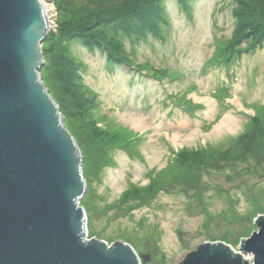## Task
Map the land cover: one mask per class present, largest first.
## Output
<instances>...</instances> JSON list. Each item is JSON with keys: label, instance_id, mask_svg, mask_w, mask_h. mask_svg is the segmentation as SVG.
I'll return each instance as SVG.
<instances>
[{"label": "rangeland", "instance_id": "obj_1", "mask_svg": "<svg viewBox=\"0 0 264 264\" xmlns=\"http://www.w3.org/2000/svg\"><path fill=\"white\" fill-rule=\"evenodd\" d=\"M45 1L54 25L40 76L82 155L80 204L90 240L125 242L149 254L147 264H181L206 242L240 251L264 216V150L196 174L173 165L182 149L228 148L264 109V37L240 34L249 24H242L237 1L191 0L186 11L180 0H164L158 34L145 29L137 36L128 22L102 27L117 36L130 63L115 62L105 46L63 37L64 13L86 0ZM64 42L79 64L77 86L68 78L73 63ZM231 43L244 52L222 50ZM229 114L236 128L212 134ZM130 117L145 128L133 129ZM151 182L155 194L119 202ZM242 256L253 263L252 255Z\"/></svg>", "mask_w": 264, "mask_h": 264}, {"label": "water", "instance_id": "obj_2", "mask_svg": "<svg viewBox=\"0 0 264 264\" xmlns=\"http://www.w3.org/2000/svg\"><path fill=\"white\" fill-rule=\"evenodd\" d=\"M45 0H0V264H147L125 242L88 239L82 155L40 76ZM240 245L206 242L181 264H264V216Z\"/></svg>", "mask_w": 264, "mask_h": 264}, {"label": "trees", "instance_id": "obj_3", "mask_svg": "<svg viewBox=\"0 0 264 264\" xmlns=\"http://www.w3.org/2000/svg\"><path fill=\"white\" fill-rule=\"evenodd\" d=\"M85 1V0H84ZM164 0H86L83 7L78 9L66 10L64 14V25L62 27V34L64 38L74 39L77 42L85 40L89 46H105L112 54H110L115 62L130 63L126 50L122 43L118 41L117 36L105 32L102 27H107L109 24L116 22H128L134 24V33L137 36L145 34V29L151 30L155 34L160 33L159 24L166 20L165 9L162 5ZM185 10H189L191 0H180ZM238 3V12L241 17L242 24H249L248 28L241 30L240 34L249 36L253 34L256 38L264 37V0H260L259 6H254L249 0H236ZM93 8L95 10H93ZM237 9V8H236ZM146 11V12H144ZM237 11V10H236ZM144 12V13H143ZM147 13V14H146ZM245 17L247 19H245ZM140 20L135 22L136 20ZM133 20V22H132ZM131 21V22H130ZM249 22V23H248ZM253 24V25H252ZM150 25V26H149ZM257 32L253 31L255 29ZM263 31V32H261ZM251 32V33H250ZM43 45V51L46 55L49 51L45 45L50 41L47 37ZM48 41V42H47ZM260 42V41H259ZM71 45L64 42L62 49L63 54L70 62L73 63L69 67L68 77L70 81L77 86L81 77L78 73L79 64L73 61L71 56ZM238 47V54L244 52L238 44L231 43L228 46L223 45L222 50L228 51L232 48L234 52ZM230 59H228L229 61ZM264 109L261 114H255L253 118L245 125L243 133L235 139L230 141L228 148H209L206 147L200 150L182 149L175 155L176 163L173 165L194 171L202 170L204 168H214L222 165V163L239 162L248 160L253 157H262L258 152L264 150ZM196 174V173H195ZM198 176V175H196ZM173 180L178 181L179 175L172 174ZM199 177V176H198ZM155 186L152 182L145 188L133 187L134 196L127 197L128 191L124 193V197L119 199V202L126 204L129 198L145 197L148 192H154ZM158 191V189H157ZM91 236L90 233L88 235Z\"/></svg>", "mask_w": 264, "mask_h": 264}, {"label": "bare ground", "instance_id": "obj_4", "mask_svg": "<svg viewBox=\"0 0 264 264\" xmlns=\"http://www.w3.org/2000/svg\"><path fill=\"white\" fill-rule=\"evenodd\" d=\"M128 124L133 129H136V130H143L145 128L144 122L140 118L130 117L128 119ZM237 125H238V122L232 114L226 115V116H224V118H222L220 123L216 125L212 134H219V133L224 132V131L233 130L236 128ZM174 140H177L176 136L174 137ZM233 251L242 255V253L240 251H235V250H233Z\"/></svg>", "mask_w": 264, "mask_h": 264}]
</instances>
